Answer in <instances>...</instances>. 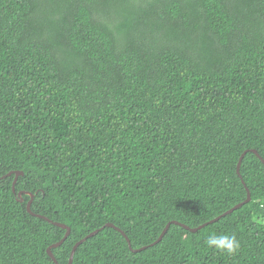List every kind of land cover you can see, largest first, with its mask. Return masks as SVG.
Listing matches in <instances>:
<instances>
[{"label": "trees", "instance_id": "1", "mask_svg": "<svg viewBox=\"0 0 264 264\" xmlns=\"http://www.w3.org/2000/svg\"><path fill=\"white\" fill-rule=\"evenodd\" d=\"M252 150L264 0H0V264H264Z\"/></svg>", "mask_w": 264, "mask_h": 264}, {"label": "water", "instance_id": "2", "mask_svg": "<svg viewBox=\"0 0 264 264\" xmlns=\"http://www.w3.org/2000/svg\"><path fill=\"white\" fill-rule=\"evenodd\" d=\"M252 152H254V153H255V154L261 159L262 163L264 164V159H262V158L258 155V153H257L255 150H252ZM245 153H246V151L243 152L242 155H241L240 158H239V161H238V164H237V173H238V174H239V168H240V165H241V161H242V159H243ZM13 174H14V179H13V182H12V191L15 192V184H16V181H17L18 176L23 175V172H22V171H11V172H8V173L5 174L4 176H1L0 179H1V178H4V177H9V176H11V175H13ZM246 190H247V197H246V199H245L244 201H242V202H240V203L234 205L232 208L228 209L227 211H225V212L222 213L221 215H219V216L213 218L212 220H210V221H208V222H206V223H203V224H201V225H199V226H197V227L190 228L189 226H187V225H185V224H182V223H179V222H176V221L168 222V223L166 224L165 228L163 229V231L161 232V234L159 235V237L157 238V240H155V241H154L153 243H151L149 246H152V245L158 243V242L162 239V237H163V236L165 235V233L167 232V230H168V228H169V226H170L171 223L179 224V225H181L182 227H184L185 229H187V230H189V231H191V232H196L197 230L201 229V228L204 227L205 225H207V224H209V223H213V222L217 221L218 219H220L221 217L226 216V215L232 213L234 210L240 208L243 204L248 203V202L250 201V199H251L250 191H249L247 188H246ZM26 193H27V192H26ZM21 194H22V192H18V193H17L18 196H21ZM27 194H28V193H27ZM30 195H31V194H30ZM32 199H33V196L31 195V199L28 201V203H27V205H26L27 211L30 212V213H31L30 205H31V201H32ZM20 201H22L21 198H20ZM34 215L37 216V217L43 218V219H45V220H47V221L52 222L50 219H48V218H46V217H44V216H42V215H39V214H34ZM52 223H54L55 225L60 226V227H62V228H64V229L66 230V232H65V234H64V236H63V238H62L59 242L54 243V244H52L51 246H49V247L47 248V254H48L49 257H50V258H51V259L57 264L56 258H55L54 254H53V252H52V248H53V247H58V246H60V245L63 243V241L67 238V236H68L69 233H70V228H69L68 226H66L65 224H62V223H59V222H52ZM105 226H110V227H113V228H115L116 230H118V231L124 236V238L127 240L128 245H129L130 249H131L133 252H137V251L143 250V249H145L146 247H148V246H143V247H140V248H137V249H133V248L131 247V245H130V240L128 239V237L126 236V234H125L121 229H119L118 227L114 226V225L111 224V223H107V224H105ZM105 226H104V227H105ZM98 231H99V229H97V230H95V231H93V232L87 234L85 237H83L82 239H80L78 242H76V243L74 244V246H73V248H72V250H71V252H70V256H69V260H68V264H72L73 256H74V253H75V250L77 249V247H78L80 244H82L86 239H88L89 237H92L93 235H95Z\"/></svg>", "mask_w": 264, "mask_h": 264}, {"label": "clouds", "instance_id": "3", "mask_svg": "<svg viewBox=\"0 0 264 264\" xmlns=\"http://www.w3.org/2000/svg\"><path fill=\"white\" fill-rule=\"evenodd\" d=\"M261 208H264V201L258 202ZM264 223V217L259 221ZM207 247L219 250L228 255H234L239 249V241L235 235L212 233L205 239Z\"/></svg>", "mask_w": 264, "mask_h": 264}]
</instances>
